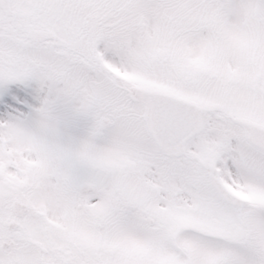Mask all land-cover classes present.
I'll use <instances>...</instances> for the list:
<instances>
[{"label": "snow or ice", "instance_id": "1", "mask_svg": "<svg viewBox=\"0 0 264 264\" xmlns=\"http://www.w3.org/2000/svg\"><path fill=\"white\" fill-rule=\"evenodd\" d=\"M0 264H264V0H0Z\"/></svg>", "mask_w": 264, "mask_h": 264}]
</instances>
